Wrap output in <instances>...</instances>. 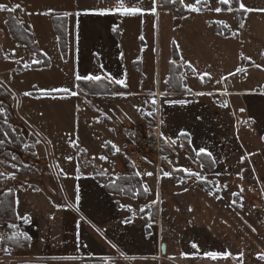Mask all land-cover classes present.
<instances>
[{"label": "crops", "instance_id": "0c3cea01", "mask_svg": "<svg viewBox=\"0 0 264 264\" xmlns=\"http://www.w3.org/2000/svg\"><path fill=\"white\" fill-rule=\"evenodd\" d=\"M91 1L92 7L70 9L73 15L39 10L31 18L24 15L31 21L17 19L42 54L41 59H32L28 48L12 38L5 20L3 24L6 37L0 42V106H6L7 115L10 113L9 118L17 123L22 134L26 138L34 137L36 142L33 155L31 152L22 155L27 162L25 165L33 171L25 174L0 171V194L7 190L14 192L17 226L19 232L28 236L30 252L45 258L49 264L74 259L82 263L86 259L117 258L124 264H259L256 260L260 246L255 241L258 238L255 230L245 225L244 211L239 207L232 211L228 206L220 210V214L216 211V201L224 198L228 204L236 195L217 194L199 186V189L194 186L195 192H169L170 180H157L155 174V164L162 157L157 159L159 155L154 149L149 151L148 146L142 147L139 142L146 130L157 126L162 144L169 152L167 156L188 151L196 158L197 166L203 165L208 172H213L220 164L221 185L233 180L238 183L264 178V82L246 80L247 73L255 69L264 74V11H260L264 9V0H237L236 4L227 5L216 0L214 8L220 7L222 11L215 15L212 0H203L197 5L198 12L186 7L195 4V0H184V3L160 0V7L166 8L168 13L171 50L169 47V52L159 62V68L162 63V80L153 90L140 88L146 80L143 70L148 62L147 11L143 6L152 1L155 9V0ZM170 2L175 4L173 9L165 5ZM241 2L244 9L239 7ZM119 4L142 11L136 14L113 11ZM237 9L244 12L240 22ZM31 10L20 2V11L24 14H31ZM227 12L232 15L226 17ZM47 14L50 19L45 18L41 26L40 17ZM250 14L259 29L255 47L261 59H254L245 52L241 33ZM54 17L65 21L64 55L53 26ZM241 24L244 26L240 27ZM36 27L43 33L48 29L52 31L51 51L35 38ZM54 57L59 67L57 79L61 81L67 80L69 69L72 84L89 80L84 79L86 76L99 77L126 91L83 95L75 87V96H56L74 97V102L81 106L92 104L99 112L77 113L73 131L61 126L59 134L55 122L59 119L54 118L57 116L29 113L43 111L38 100L46 92L38 89L36 81L30 82L31 88L22 90L26 85L25 72L51 71ZM11 58L12 65L8 62ZM172 63L181 67L177 75L180 82L175 84L169 81ZM62 92L66 91L53 93ZM127 96L138 98L142 106L149 99L154 117L141 119L139 114L134 117L125 108L119 109L120 113L113 111L112 116L104 114L103 102L99 99H126ZM9 105H16L18 115ZM125 128L137 132L132 134L134 138L127 137ZM201 148L206 150L205 159L197 155ZM2 157L0 166L5 167ZM123 159L132 162L146 192L144 198L111 194L97 181V173H102L109 182L124 174ZM209 162L213 163V169L208 168ZM188 176L193 178L192 174ZM180 181L174 180L176 188L180 187ZM240 195L243 200H256L250 191ZM175 209L180 213H175ZM250 234L253 237H249ZM194 243L196 248L192 247ZM246 243L254 244L253 250L246 252ZM206 252L231 255L212 260L204 255Z\"/></svg>", "mask_w": 264, "mask_h": 264}, {"label": "rangeland", "instance_id": "374dc122", "mask_svg": "<svg viewBox=\"0 0 264 264\" xmlns=\"http://www.w3.org/2000/svg\"><path fill=\"white\" fill-rule=\"evenodd\" d=\"M21 1L23 2L24 5H28V7L32 9L31 14H28V13L24 14L22 11H20V7L16 8V5H20ZM0 4H3L6 6L4 10H0V42L6 37V31H5L3 24L6 23V14L8 12L7 9H12V11L10 12L12 13V16L14 17L16 22H18L17 19H23L24 21L26 20L31 21L29 18L25 19L24 17L30 16L31 18L32 15H35L36 12L38 13L39 10L48 11V13L52 12L55 14L61 13V15L68 16V15H73V13H70L69 11L70 9L72 10L75 9V6H80L84 8L93 6V3L91 0H77V1H74V0H0ZM160 5H161L160 0H155V12L152 11V9L154 8L152 1H150L149 4H145L143 6V10L147 11L146 13V18H147L146 33H147L148 42L146 46V52H147L148 62L143 70V76H145L144 78L146 80L145 82L141 83L140 89L142 90H150V89L153 90L156 86L159 85L160 80H162V63L159 68V62L162 59V56L169 52V47L171 50V40L169 41L170 37L168 34V29H167V27L169 28L168 13H167V9L163 8L162 6L160 7ZM212 5H213L212 7L213 14L215 15L216 11L214 10L215 9L214 6L217 5L216 0H212ZM61 11H64V12H61ZM231 15H232L231 12H227L225 14L226 17H230ZM252 17H253L252 14L248 15L247 22H246V28L244 29V31H242L241 34L244 39L246 54L249 53L248 55H250V57L254 59H261V56H259L256 52L257 47H255V45L258 44L257 40L259 38L257 37L256 33L259 32V29H257V26L254 25L252 21ZM40 18H42L40 19L41 20L40 25L43 26L45 18H48L49 20L50 15L47 14ZM4 20H5V23H4ZM48 32H50L49 29L46 32L44 31L45 37H43L44 33L41 31L40 28L38 29V27H36L33 33L35 35V38H37L39 42L41 41L42 44L44 43L43 45H45L46 50L48 49L49 51H51V46L49 44H50V38L52 36L51 35L52 31L50 33ZM56 52H58L57 47H56ZM12 61H13V58L8 60L10 65H12ZM53 62H54V66L51 71L46 72L44 71L45 69L44 70L42 69V70H36L32 72L31 71L25 72L27 79H25L26 85L23 84L25 86L22 88V90L29 88L30 82L32 83L33 81H36L38 85V89L46 92V93H43L39 97L41 100H38L43 107V111L36 112L34 110H31L29 113L32 116H37L38 114H43V113L52 114L53 116H57L54 118L59 119L58 121H55V122L57 123V128H58L57 131L60 134L61 126L64 127V130H67L69 132L73 131L71 128L74 127L73 125H75L74 119L77 113L85 114V115L86 113L91 114V112H97V108H94L95 107L94 105L87 104V103L85 104V106H81V104L77 103V101L74 102V99H73L74 97L72 99L71 98L61 99V97H56L60 95H56L53 92L56 90H61V89H68L67 92L69 94L66 96L73 95L72 93L73 91H76L75 87H77V85L76 83L72 84L70 82L69 77L71 74H70L69 69H67L68 71L67 80L63 79V81H61V79L59 78L57 79L58 71L56 70H58L59 67H58V61L55 57L53 59ZM159 69H160V72H159ZM13 75L16 76L15 73ZM246 80H248L247 81L248 83H258V84L260 83L261 84L264 82V74L260 73L257 69H255L254 71L247 73ZM44 94L49 95V96H46ZM113 94H115V92ZM102 95H111V94H102ZM23 99L27 100L25 96H23ZM93 99H92V102H93ZM99 101L103 102L101 107L103 108L104 114L108 116H112L113 111L118 112L119 109L125 108L131 111L134 117L138 114L141 119L149 118V117H150L149 119H152L154 117L153 115L154 107H153L152 102L149 99L146 100V103H144L143 106L138 98L130 97V96H127L126 99L124 97H117V99H109L108 97H102V99H99ZM94 102H97V101L94 99ZM9 107H11V111L15 115L16 114L18 115L16 111V105H9ZM0 109H2V111H4L5 113V116L3 115L4 125L10 127L11 129L15 131L14 127L17 126L15 125L17 123L14 124V122L9 118L10 113L9 115H7L8 111H7L6 106H4V108L0 106ZM25 112L27 111H26V108L24 107L23 113ZM97 113L99 114V112ZM131 123H132L131 126L134 127L135 123L133 119ZM124 130L126 133H128L127 137H130V138H134L133 135L137 134V132L131 129L125 128ZM151 132L152 130L149 129L148 131L146 130L144 134L146 136V134H150ZM14 134L17 135V137H15V140H20L22 138V137L21 138L19 137V133L17 132ZM28 138L29 137L26 138V143H25L27 146L30 145L28 144ZM71 142H72V145H75L76 143L74 140H72ZM139 144L142 147H145V144L142 138ZM3 145H4V148H2L3 152L9 153V155L11 156V160H7L6 158H4L3 160L5 162V165L8 166V168H6V166L5 167L0 166V171L5 172L7 174L12 173L13 170L15 172L24 171V169L22 170L21 167L17 163L18 161H21L24 165L27 163L26 161H24L25 159L22 158V155L28 154V151H24V150H21L20 148H17L16 145L15 144L12 145L11 142L3 143ZM10 146H11V149H9ZM132 146H133V143H132ZM148 147L149 149L147 148V150L149 151L154 149L153 145L151 144L148 145ZM2 156H3V153L2 154L0 153V157ZM78 156L82 157V154L78 152ZM166 159H168L171 163H167L165 161ZM155 165L157 167L156 173H155L157 175V180H170L169 185H168L169 192H195L194 186H196L198 189L199 187H201L207 191L209 189H212V192L217 193V194L220 192H223V193L228 192L229 194L234 193L236 195L235 198L232 200H229L228 204H227V201L224 200V198L223 200L219 199L218 201H216V207H217L216 211L220 214V210L222 209L225 210L226 206H228L229 210H232V211H235L237 207L241 208V210L244 211L245 225L248 226V228L252 227V230H255L254 235L258 238L255 241L257 242V246H258V242L260 246L259 248L260 255L258 257L259 259L256 261L257 263L259 262V264L264 263V258H261V257H264V178L263 177H261L263 178L262 180H259V179L239 180L238 183H237V180H233V182L229 181L228 184L226 183L225 185H221L222 170L220 168V164L217 167V169H215L213 172H208L203 165L202 166L198 165L199 167L197 166L196 158L188 151L175 152L171 156L166 155L165 158L162 159L161 161L157 160ZM170 170L174 172H179V173L171 174L169 172ZM164 173H168V175H164ZM183 173L192 174L193 178H188L186 176L184 177ZM97 174L99 176L103 175L102 173L100 174L97 173ZM161 176L162 178H160ZM174 180H181L180 184L181 185L183 184V186L180 185V187L176 188V185H175L176 183L174 182ZM170 185L171 187H169ZM237 186H239L240 189ZM249 191L254 193V196L256 198L255 201L242 199V196L240 194H245ZM253 205L255 206V208H253ZM174 211H177L175 213H180L178 209H175ZM169 213L175 214L174 212H169ZM164 214H165L164 218H166L167 213L164 212ZM186 214L188 215V213ZM17 223H12L9 221H5L2 223L0 222V264H26V263L28 264H49L48 261H44L45 258L40 257L39 255L35 256V254H32L30 252V248L28 247L30 245V240L28 236L24 235L21 232L20 233L22 234V236L28 239L27 245L24 246V248L22 249L12 248L11 240L7 239L5 235L9 234L8 238L9 237L12 238L13 235L19 232L20 228L17 226ZM21 229L23 228L21 227ZM249 237H253V235L250 234ZM244 246L247 247L246 252H248V250L249 251L253 250L252 246H254V244L246 243L244 244ZM94 262H99V263L101 262L102 264H124L122 259L120 258L104 260V261L103 260L94 261L92 259H89V260L86 259V261L82 263H81V260H78V259H74L71 261L63 260V264H93ZM58 264H61V263H58Z\"/></svg>", "mask_w": 264, "mask_h": 264}, {"label": "trees", "instance_id": "16d2710c", "mask_svg": "<svg viewBox=\"0 0 264 264\" xmlns=\"http://www.w3.org/2000/svg\"><path fill=\"white\" fill-rule=\"evenodd\" d=\"M232 4H236L237 0H230ZM166 7L173 9L175 7V4L173 3H167L165 4ZM244 12L241 9L236 10L237 20L238 22L241 21ZM6 25L8 28V31L12 38H14L19 44L24 45L28 48L30 51L32 59H38L42 57V54L37 50L35 45L33 44L29 33L14 19L12 16V13L10 11L6 14ZM53 26L54 29L58 35V41L59 46L62 54H65L66 51V27H65V21L61 17H54L53 19ZM219 30V28H218ZM177 58V54L174 51V59ZM43 59V58H42ZM181 67L180 65L176 63H172L170 65V73H169V81L170 83L177 82L179 83L180 80L177 78V75L180 73ZM77 91L80 94L83 95H102V94H113L114 92H125L124 88L117 87L116 84H112L105 79H89V80H78L77 81ZM56 95H68V92H62V93H54ZM3 115L5 116L4 111L0 110V136L2 138V141L0 143V150L3 153L4 158L7 160H11V156L7 152H3L2 148H4L3 143H9L11 142L12 145H16L17 148H20L21 150L31 152L33 155L34 149L33 144L36 142V139L32 136H29L28 141L30 142V145H26V136H24L19 129V127L15 126L14 129L17 133H19L20 140H15V137H17L16 133L13 129H11L8 126L4 125ZM151 137L155 138V134L152 133ZM160 153L162 155H168L169 152L166 150L165 146L162 144L161 141V148ZM206 156L204 154L200 155V159H205ZM17 162V161H16ZM21 169L24 171H21V173H30L33 171V169L30 170V168L26 165H24L21 161H18L17 163ZM208 168L213 169V163L209 162ZM123 166L125 169V173L118 175L113 182L107 181L108 179L103 175H96V179L99 183L104 184L106 187V190L111 194L116 195H126L129 197H135L139 195V197L144 198L146 195V192L142 186V183L140 181V178L135 172L134 166L131 161L128 159H123ZM171 174H175L176 172L171 171ZM186 177H189L188 174H185ZM9 221L12 223H17L18 219L16 217V214L14 212V192L12 190L4 191L0 194V222ZM7 239L11 240V246L13 249H22L24 246L27 245L28 239L22 236L20 232H17L15 235L8 238L9 234L5 235ZM9 242V241H8ZM24 243V244H23ZM28 264V263H26ZM93 264H102L101 262H94Z\"/></svg>", "mask_w": 264, "mask_h": 264}, {"label": "snow or ice", "instance_id": "6c2138e0", "mask_svg": "<svg viewBox=\"0 0 264 264\" xmlns=\"http://www.w3.org/2000/svg\"><path fill=\"white\" fill-rule=\"evenodd\" d=\"M203 2V0H195V4H188L186 5V7L188 9H190L192 12H198L200 11V8L197 6V5H200L201 3ZM181 3H184V0H181ZM220 3L222 4H229L230 3V0H220ZM20 5H16V8H19ZM239 7L241 9H244L245 8V5L241 2L239 3ZM6 8L5 5L3 4H0V10H4ZM8 11H12V9H7ZM113 11H116V12H120L121 14H136L138 12H141L142 9L138 8V7H124L122 4H119V6L115 7L114 9H112ZM216 12H220L222 11V9L220 7H217L214 9ZM229 11H231V9L229 8L228 9ZM153 12H155V9L153 8L152 9ZM260 11H264V9H261ZM103 14V13H101ZM244 25L241 24L240 27H243ZM259 67V66H258ZM239 70V69H238ZM80 77H77V79H79ZM92 77H84V79H91ZM95 79H99V77H95ZM122 83V82H121ZM63 91H68V89H63ZM73 95H75L76 93H72ZM24 95H30V93H24ZM153 103H155V101H153ZM181 135H184V133H181ZM117 151H119V149H117ZM206 153V150L201 148L198 150L197 152V155H201V154H205ZM70 159V158H69ZM101 159H106V157H101ZM147 175H152V173H146ZM164 175H168V173H164ZM193 248H196L197 245L194 243L192 245ZM204 255L212 260H216L220 257H224V258H227L228 256H230L231 254L230 253H218V252H206L204 253ZM242 255V254H241ZM261 258H264V257H261Z\"/></svg>", "mask_w": 264, "mask_h": 264}, {"label": "built area", "instance_id": "2783aa9c", "mask_svg": "<svg viewBox=\"0 0 264 264\" xmlns=\"http://www.w3.org/2000/svg\"><path fill=\"white\" fill-rule=\"evenodd\" d=\"M152 133L155 134V138L151 137ZM142 140H143L145 146H148L150 144L153 145L155 152H157L159 155L158 159H160L161 157H162V159L165 158V156L160 153L161 139H160V134H159V128L157 126L152 130V132L150 134H146V136H144L142 138ZM165 161L167 163H171L168 159H166Z\"/></svg>", "mask_w": 264, "mask_h": 264}]
</instances>
